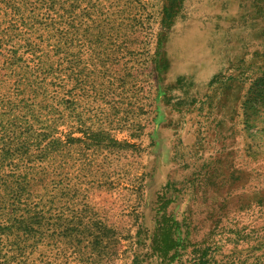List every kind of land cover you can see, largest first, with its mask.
I'll return each instance as SVG.
<instances>
[{"label":"rangeland","instance_id":"1","mask_svg":"<svg viewBox=\"0 0 264 264\" xmlns=\"http://www.w3.org/2000/svg\"><path fill=\"white\" fill-rule=\"evenodd\" d=\"M201 1L0 0V264H264V163L223 204L192 142L159 141ZM242 2L257 18L216 36L261 142L264 0Z\"/></svg>","mask_w":264,"mask_h":264},{"label":"crops","instance_id":"2","mask_svg":"<svg viewBox=\"0 0 264 264\" xmlns=\"http://www.w3.org/2000/svg\"><path fill=\"white\" fill-rule=\"evenodd\" d=\"M246 8H249L248 12L253 10L242 0H203L194 8L191 17L207 20L205 24L210 27H206L205 38L200 37V30L194 27L192 38L186 43L184 51L175 55L169 63L171 73L177 76L179 92L160 111V131L164 137H160L159 141H168L169 138L170 147H174V140L177 141V147L189 146L192 142L191 152L200 155L202 163L206 165L202 175L193 176V180L202 178L205 194L211 197L217 194L223 204L227 194L233 195L236 200L238 198L240 203L243 179L253 180L250 191L257 194L256 187L262 174L259 163H264V141L259 142L257 123H244L249 134L246 139L243 138V83L239 77L223 75L219 52L225 44L217 40L216 36V28L225 30L223 26H217L219 19L229 20L226 26L228 30L230 26L238 28ZM249 16L254 21L257 9L254 8ZM197 23L193 22L189 26L193 27ZM238 33L240 31H233V34ZM229 47L232 51L236 48L234 42ZM256 95L255 86L250 93L251 102H255ZM257 109V105L249 107V116H257ZM170 157L171 161H181L178 153ZM236 200L233 201L235 204ZM250 200L254 202V199Z\"/></svg>","mask_w":264,"mask_h":264}]
</instances>
